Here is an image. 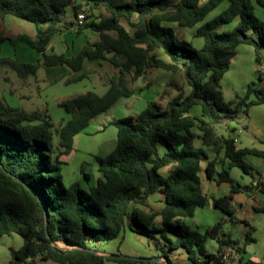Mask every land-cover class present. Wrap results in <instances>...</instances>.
Segmentation results:
<instances>
[{"label":"trees","instance_id":"trees-1","mask_svg":"<svg viewBox=\"0 0 264 264\" xmlns=\"http://www.w3.org/2000/svg\"><path fill=\"white\" fill-rule=\"evenodd\" d=\"M224 1H228L227 7L207 20ZM256 1L264 7V0ZM70 8L74 18L68 19ZM81 10L87 18L83 25H77ZM9 15L32 22L35 34H8L2 23ZM236 20L233 29L219 30ZM175 25L196 26V36L204 39L202 47L195 48L180 37ZM74 28L77 35L90 29L96 37L77 53L55 52L53 35ZM15 39L36 49L40 57L28 62L17 56H0V75L10 69L26 80L41 66L64 64L80 71L86 59L106 60L117 73L109 78L104 94L88 90L60 100L59 106L70 117L58 127L45 105L28 110L0 98V239L13 233L23 238L20 248H11L8 264L36 259L61 264H105L109 260L145 264L143 257L90 250L96 249L92 243L118 238L127 219L138 233H160L171 251L184 250L193 264H226L228 249L246 252V244L254 239L250 233L242 244L224 228L227 222H245L235 216L233 199L251 186L236 182L230 170L239 167L249 173L252 166L244 157L252 154L264 159V149L240 148L236 137L219 134L217 127L248 116L252 106L264 103V86L256 87L255 82L243 96L231 101L224 99L221 85L239 44L253 45L257 63L264 61V22L255 14L253 0H0V50ZM150 68L183 71L190 93L180 92L165 105L149 102L136 116L113 120L117 143L108 154L96 156L100 172L96 184L88 188L79 182L65 185L61 156L73 149L75 136L122 96L131 95L129 81H138ZM196 105L201 106L200 114L191 113ZM197 137L203 147L195 146ZM207 147L217 153L214 158H209ZM221 150L228 164L218 170ZM204 160L207 177L229 182L231 190L213 196V206L227 218L202 233L185 219L193 217L197 208L209 205L201 178ZM164 167L170 168L167 174L161 171ZM82 173L86 180L91 178L84 169ZM253 187L264 194L263 180ZM155 193L163 196L159 208L149 203ZM256 209L264 212V205ZM157 217H161L160 225L155 223ZM208 239L218 241L217 252L206 251ZM162 257L166 260L161 264H177L167 253ZM245 264H264V259H248Z\"/></svg>","mask_w":264,"mask_h":264},{"label":"rangeland","instance_id":"rangeland-1","mask_svg":"<svg viewBox=\"0 0 264 264\" xmlns=\"http://www.w3.org/2000/svg\"><path fill=\"white\" fill-rule=\"evenodd\" d=\"M253 4L255 14L264 22V7L258 4L256 0H253ZM227 5L228 1H224L220 6L211 11L206 19L213 18ZM67 18H74L72 8L69 9ZM2 26L8 34L12 35L20 32L35 34V26L32 22L12 15L6 17ZM235 26L236 23L224 24L219 30H231ZM127 27L131 30L130 26L127 25ZM175 28L177 34L190 41L195 48H200L204 44V39L195 34L196 26L180 27L175 25ZM95 37L96 34L90 29H85L83 33L77 35L76 28H74L72 31L63 34H54L51 39V46H53L57 53L71 51L74 54L87 41L93 40ZM6 47H10L13 56H18L30 62H36L40 57L36 49L17 39L12 43L7 42ZM163 57L169 60L167 55ZM87 67L86 73H84L85 75L81 79H76V77H79L82 72H77L74 75V72L65 64L58 67L41 66L36 75L29 76L26 80L18 77L16 72L4 69L0 75V98H5L12 105H22L28 110L45 105L55 126L58 127L70 117L64 108L59 106L60 100L88 90L101 94L106 90L109 78L117 73L110 62H104V66H100L97 62L89 61ZM258 70L262 73L263 79L259 78ZM252 82H255L256 87L264 86V61L262 65L257 63L253 45L239 44L231 66L221 81L224 99L231 101L239 96H243L246 93L248 85ZM129 84L133 89L131 95L122 96L113 106L95 116L85 131L75 136L73 149L66 154L67 157L63 160L65 163L62 164L65 185L79 182L83 188H88L87 183L90 186L96 184V174L98 173L96 169V156L106 155L117 143V127L111 123L113 120L125 116H136L147 107L149 102L155 101L165 105L168 100L180 92L188 94L191 91V86L184 77L183 71L174 73L163 68H150L144 77H141L138 81L130 80ZM259 107L262 106L249 110L248 116L241 115L238 119L230 120L227 126L219 125L217 127L218 133L237 137L236 145L240 148L256 146L264 149V143L259 140H255L254 142L252 138L246 136L244 127L245 125L249 126L250 118H257L258 120L256 113H260L258 109H262ZM197 111H199V106L193 109L194 113ZM234 127L236 130H232ZM249 128L251 127L249 126ZM240 129L243 131L242 134L239 133ZM57 140L58 136L55 131L54 141L57 142ZM253 142L254 145H252ZM213 151L211 149L212 153ZM244 159L247 164L252 166L250 172L246 173L239 167H232L230 170L231 176L243 186L250 185L251 192H255L256 188L253 185L256 184L259 177H262L264 180V160L255 155H246ZM83 169L85 172L91 174V178L88 181L84 178ZM162 171L167 173L168 168ZM259 196L264 197V194L260 193ZM152 201L154 203L158 202L156 199ZM257 202H260V198L257 199ZM224 215L220 209L208 205L197 208L195 215L186 218L185 222L192 228L204 233L207 227L214 225ZM235 216L239 219L245 218L250 226L246 227L241 222H227L225 230L232 232L233 237L239 239L242 244L246 242L248 233L254 239L246 244V252L243 254L238 253L234 248L228 249L229 256L226 264H245L249 258L264 259V213H258L253 210L251 213H248L247 210H243ZM155 223L160 225L161 220L156 219ZM58 244L66 247L62 243ZM22 245L23 238L19 234L13 233L3 236L0 239V264H8L11 259V248L18 249ZM91 246L108 254L121 253L127 257H140V255H133V252H139L142 257H162L165 253L170 256L172 255V251L168 248L165 239L160 233H156L155 236L138 233L131 228L129 219H127L126 227L118 238L100 243H92ZM218 248L219 243L217 240L208 239L206 241V251L217 252ZM173 255L177 264H184L186 253L176 251ZM242 255L243 258L240 261ZM26 264L61 263L53 260L36 259L34 262ZM105 264L116 263L109 260Z\"/></svg>","mask_w":264,"mask_h":264},{"label":"crops","instance_id":"crops-1","mask_svg":"<svg viewBox=\"0 0 264 264\" xmlns=\"http://www.w3.org/2000/svg\"><path fill=\"white\" fill-rule=\"evenodd\" d=\"M206 1V0H204ZM18 18V17H17ZM23 20V19H22ZM26 21V20H25ZM237 20L233 23H236ZM242 44H246V43H242ZM241 45V44H240ZM251 45V44H250ZM238 47V46H237ZM37 51V50H36ZM38 52V51H37ZM68 54L71 55L73 54V52L71 51H68ZM0 56H12V57H15L13 56V54L11 53V49L10 47H6V43L3 45V48L0 50ZM18 57V56H17ZM235 57V56H234ZM233 57V58H234ZM20 58V57H19ZM21 60L23 61H27V60H24L23 58H20ZM233 60V59H232ZM97 62L98 65L100 66H104V62H108L106 60H89V59H86L85 62H84V67L82 70L80 71H74L72 70L69 66V68L74 72V75L75 73H80L82 72L80 75H85L84 73H86V68L87 67V64L88 62ZM30 62V61H28ZM232 63V61H231ZM60 65H57V66H53V67H58ZM231 66V65H230ZM77 78V77H76ZM108 89V86L106 88V90H104L101 94H104ZM100 94V93H99ZM199 106V111H197L196 113L193 112V109L195 107H198ZM257 106H262V107H259V108H262V109H258L260 113H256V116H258V120L257 118L255 119H252L250 118L249 119V126L251 128H249L248 125H245V130H246V136L249 137V138H252L253 141L255 142V140H259L261 141L262 143H264V103L263 104H259V105H254L250 108V110H252V108L256 107ZM256 110V109H255ZM261 110V111H260ZM257 111V110H256ZM255 111V112H256ZM191 113L192 114H200L201 113V106L200 105H196L192 108L191 110ZM241 116H239L240 118ZM250 117V116H249ZM229 122H225L223 123L222 125H226L228 124ZM243 133V131H242ZM241 133V134H242ZM237 138V137H236ZM198 142V143H197ZM254 142L252 145H254ZM194 144L196 147H203V141L197 137L194 141ZM251 147H256V146H251ZM259 148V147H257ZM114 149V148H113ZM113 149H111L109 152H111ZM211 149L213 148H210V147H207L206 148V151L208 153V156L209 158H214L217 153L215 152V150L213 151V153L211 152ZM262 149V148H260ZM108 152V153H109ZM107 153V154H108ZM248 155H252V154H248ZM219 156H220V159L221 161L219 162L218 164V170H222L223 166H227L228 164V161L227 160H224V150H221L220 153H219ZM256 156V155H255ZM65 157H67L66 154L62 155L61 156V159L64 160ZM263 159V158H262ZM264 160V159H263ZM65 162V161H64ZM207 165V160H204L202 162V168L203 170L201 171V178H202V185H203V189H204V192L210 197L209 198V205H211L213 208H216L213 206V204L210 203V199H213V196L214 197H218V196H222V195H225V194H228L231 190V185L229 182H222V183H218L215 179H209L206 175V172H205V167ZM165 168H168V172H169V167H164L162 170H164ZM96 169L98 171V163L96 165ZM161 170V171H162ZM167 172V173H168ZM163 174H167V173H164L162 171ZM231 174V172H230ZM264 175V174H263ZM100 176V172L98 171V173L96 174V179ZM90 177H91V174H90ZM259 179L263 180L262 177H259ZM259 179L256 181V183L259 181ZM88 181V180H87ZM264 181V180H263ZM88 187H90V184L87 183L86 184ZM255 185V184H254ZM246 186H250V185H246ZM251 188L248 189V190H241L239 192H237L235 195H234V199H233V209L235 210V215L237 213H241V211L243 210H247L248 213L255 211V212H261V213H264L263 211H259L256 209L257 206H261V205H264V197H260L259 194L261 193L257 188L255 189V192H251ZM224 193V194H223ZM263 194V193H262ZM260 198V202H257V199ZM158 201L156 203H154L152 200H155ZM163 196L160 194V193H155L153 195L150 196L149 198V203L151 204V206L153 208H159L163 205ZM157 204V205H156ZM208 206V205H207ZM200 208V207H199ZM218 209V208H216ZM223 218H227V215H224ZM156 219H160L161 220V217H157ZM242 220H244L245 222H241V224H244V226H250L249 222L245 219V218H242ZM225 229V228H224ZM176 251H181V252H184L186 253L184 250L182 249H179V250H175V251H172V255H171V258L175 261L176 259L174 258V253ZM104 252V251H103ZM107 253V252H105ZM133 255L137 256V255H140L139 252H133ZM147 257V256H146ZM243 258V255L241 256L240 258V261L242 260ZM249 260H262V259H259V258H249ZM161 261H165V258L162 257L161 260L159 261H147L145 264H161ZM156 262V263H155ZM184 264H193L189 259H188V256L186 254V257L184 258Z\"/></svg>","mask_w":264,"mask_h":264},{"label":"built area","instance_id":"built-area-1","mask_svg":"<svg viewBox=\"0 0 264 264\" xmlns=\"http://www.w3.org/2000/svg\"><path fill=\"white\" fill-rule=\"evenodd\" d=\"M86 13H85V11H79L78 12V14H77V18H76V22H77V25H83L84 23H85V21H86ZM239 133H242V130L240 129L239 130ZM238 139L236 138V141H237ZM228 256H229V254H228V252H226L225 253V255H224V261H227L228 260Z\"/></svg>","mask_w":264,"mask_h":264},{"label":"water","instance_id":"water-1","mask_svg":"<svg viewBox=\"0 0 264 264\" xmlns=\"http://www.w3.org/2000/svg\"><path fill=\"white\" fill-rule=\"evenodd\" d=\"M210 203L211 204H213V199H210ZM90 250H92V251H95V252H97V253H99V254H106V255H109L108 253H105V252H103V251H101V250H98V249H90ZM130 258H133V257H130ZM142 259H144V260H146V261H159V260H161L162 259V257H143ZM166 260V259H165Z\"/></svg>","mask_w":264,"mask_h":264}]
</instances>
